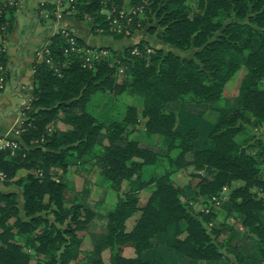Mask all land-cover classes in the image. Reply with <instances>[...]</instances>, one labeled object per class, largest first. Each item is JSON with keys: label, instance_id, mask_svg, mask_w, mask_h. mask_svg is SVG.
<instances>
[{"label": "trees", "instance_id": "16d2710c", "mask_svg": "<svg viewBox=\"0 0 264 264\" xmlns=\"http://www.w3.org/2000/svg\"><path fill=\"white\" fill-rule=\"evenodd\" d=\"M65 1L94 34L98 26L119 39L124 32L109 31L111 19L136 27L142 13L141 25L149 22L148 33L160 43L195 52L181 57L163 48L148 51V41L140 39L86 65L85 53L77 51L81 38L71 47L60 33L52 37L50 64L33 63L32 98L23 109L19 139L13 148H0V171L20 187L22 197L19 205L15 192L0 191V264H32L31 253L35 264H105L106 248L108 264H153L141 255L163 241L184 258L243 264L233 243L236 232L216 220L214 206L194 211L171 178L189 168L193 198L205 205L223 202L225 218L241 221L252 245L249 257L264 264V139L250 133L264 131V0H131L137 14L125 16L118 14L122 0H115L109 16L101 10L111 0ZM15 9L0 1V37ZM5 65L0 51V66ZM240 69L247 79L240 104L224 106L226 84ZM99 92L127 94L136 103L111 102L94 111L89 103ZM187 100L216 114L199 145V130L177 129L176 113L166 108ZM140 119L138 134L157 150L142 146L133 133ZM57 120L69 127L59 132ZM102 133L104 144L98 141ZM88 158L96 159L116 200L105 208L99 240L80 257L77 233L96 213L80 200L66 202L71 183L63 174ZM57 168L63 174L56 178ZM18 170L24 173L17 175ZM125 182L136 187L122 190ZM126 246L134 256L123 255Z\"/></svg>", "mask_w": 264, "mask_h": 264}, {"label": "rangeland", "instance_id": "374dc122", "mask_svg": "<svg viewBox=\"0 0 264 264\" xmlns=\"http://www.w3.org/2000/svg\"><path fill=\"white\" fill-rule=\"evenodd\" d=\"M4 5H15V12L12 14L11 26H5V29L0 37V51L6 54V65L0 66V104L10 103L12 96L16 95L15 101L18 102L17 110L20 111L21 121H24L23 109L28 107V104L32 98V77H33V63L35 61H46L50 64L48 43H50L52 37L55 34L60 33L66 44L75 45V37L82 39L83 44H80L77 51L85 53L84 64L88 65L92 61L102 56L111 57L114 51H119L125 46L134 45L140 41V39L147 40L149 43V50L153 48H163L164 50H170L181 57H193L195 49L181 51L169 44L160 43L155 37L148 33L147 27L150 24L147 22L145 25H141V20L146 19L145 15L140 13L137 17L136 27H133L132 22L123 23L116 18H112L109 23V31L124 32L123 37L115 39L112 36H107L101 27L96 28V34L92 32L91 27L86 20H78L73 16L74 9H70L71 3L65 0H0ZM72 1V0H71ZM107 6V1L103 2L106 7L102 8V12L108 16L116 9L115 0ZM119 15H127L128 13H135V9L131 4V0H122L119 4ZM112 10V11H111ZM135 13L134 15H136ZM156 21L152 22L155 25ZM120 75L121 72H120ZM120 79V77H119ZM247 85V79L245 71L240 69L226 84L223 91V104L224 106L236 107L240 104L241 93L243 87ZM264 86V81H262ZM116 102L119 105L122 103H136V99L131 98L127 94H121L118 97H114L109 93H98L92 96L89 103V108L94 111H99L104 105ZM138 104V102H137ZM167 109L173 110L176 113V128L183 130L187 127H195L199 130V139L197 144H201L204 136L209 130L210 122L214 120L216 116L206 104L195 100H187L181 103L168 104ZM141 108H139V111ZM22 123V122H21ZM20 123V125H21ZM20 125L13 129V135L11 137H0V148L11 147V142L19 139ZM69 126L61 121L57 120L54 124V128H57L59 132L64 131ZM143 119L137 126L133 128V133L137 134L141 140L142 146L151 147L157 150V147L152 142L142 141L141 135L138 134L142 130ZM53 128L52 125L49 127ZM18 130V131H17ZM250 133L259 136L264 139V131L260 129H250ZM99 143H106L105 134L102 133L98 139ZM189 170L174 172L171 174V178L175 181L180 188L184 200L188 201L192 205L194 211L214 206L217 211L216 220L221 222L225 221V228L236 232V236L233 239V243L238 245L239 251L248 257L251 252L252 245L248 239L241 232V221L238 217L231 216L225 218V207L223 208V202L220 204L205 205L193 198L194 193L190 188ZM24 170H18L17 175H22ZM55 177L61 176L63 173L59 168L53 169ZM65 180L71 183L65 191L66 202L72 203L73 201L80 200L87 207L93 209L96 213L94 220L87 226L85 230H81L77 233V239L81 243L82 257L83 253L90 250L93 245L99 240L103 231V224L105 218L103 214L107 206H112L116 200V195L113 191L109 190L101 174V168L96 159L88 158L78 164L70 165L67 171L63 174ZM6 177L0 176V187L2 190H14L16 187L12 182H6ZM130 183L125 182L122 185V190L130 189ZM264 195V194H263ZM219 204V205H218ZM205 208V209H206ZM136 219V216H132L127 221V227H130ZM225 237V234L222 235ZM161 251V250H160ZM163 251V250H162ZM163 254V253H162ZM160 254L152 260L153 264H184L180 260L170 258V256L164 257ZM31 262L35 264L36 256L31 253ZM161 256V257H160ZM102 257V255H101ZM168 258L166 261L165 259ZM153 259V257H152ZM246 262V261H245ZM244 263V261H243ZM75 264V263H74ZM233 264H237L233 260Z\"/></svg>", "mask_w": 264, "mask_h": 264}, {"label": "crops", "instance_id": "0c3cea01", "mask_svg": "<svg viewBox=\"0 0 264 264\" xmlns=\"http://www.w3.org/2000/svg\"><path fill=\"white\" fill-rule=\"evenodd\" d=\"M15 97H16V95L12 96V100L8 104H6L5 102L0 104V137L1 136L11 137L13 135V133H12L13 129L16 126L20 125V123L22 122L21 121L20 111L17 110L18 102L15 101ZM130 185H131V189L136 187V184L134 182H131ZM14 186L16 187V189H14V190H10V189L2 190V188L0 187V191H3V192H8V191L15 192L16 193V197H17L18 202H19V205H21L22 204V197H21L20 187L17 186V185H14ZM130 218H128L127 221H129ZM127 221H126V227H127ZM132 225L130 227H127V229H130L132 227ZM240 227H241V224H240ZM109 251L110 250L108 248H106V249H104L102 251V254H101L102 255V260H104L105 264L109 263V260H108ZM160 254H162L164 257L170 256V258L178 259L184 264H214V261H212V260L201 262V261L192 260L190 258L188 259V258L181 257L180 255H178L175 251H173L169 247L167 242H164V241L161 242L159 245H157L154 248L145 250L142 253L141 256H142L143 259H149V260L152 261V260H154L155 257H158ZM123 255L134 256L135 255V251H134V249L132 247L126 246V247H124ZM248 255H250V254H248ZM152 257H153V259H152ZM165 260L167 261L168 258H166ZM243 264H260V263L258 261H256V260H252L251 258H249L248 260L245 259Z\"/></svg>", "mask_w": 264, "mask_h": 264}, {"label": "built area", "instance_id": "2783aa9c", "mask_svg": "<svg viewBox=\"0 0 264 264\" xmlns=\"http://www.w3.org/2000/svg\"><path fill=\"white\" fill-rule=\"evenodd\" d=\"M18 131V130H17ZM16 144H15V142L13 141V142H11V144H10V146L13 148L14 146H15ZM0 176H1V178H5L6 176H5V174L2 172V171H0Z\"/></svg>", "mask_w": 264, "mask_h": 264}]
</instances>
